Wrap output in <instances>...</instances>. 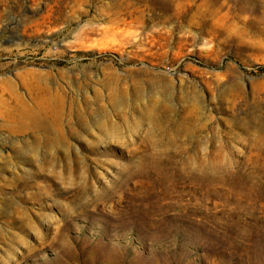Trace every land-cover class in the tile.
I'll list each match as a JSON object with an SVG mask.
<instances>
[{"label": "rangeland", "instance_id": "rangeland-1", "mask_svg": "<svg viewBox=\"0 0 264 264\" xmlns=\"http://www.w3.org/2000/svg\"><path fill=\"white\" fill-rule=\"evenodd\" d=\"M0 264H264V0H0Z\"/></svg>", "mask_w": 264, "mask_h": 264}, {"label": "bare ground", "instance_id": "bare-ground-1", "mask_svg": "<svg viewBox=\"0 0 264 264\" xmlns=\"http://www.w3.org/2000/svg\"><path fill=\"white\" fill-rule=\"evenodd\" d=\"M37 91L40 93V95L37 94L35 95L37 101L36 109L24 105L23 114L21 116L22 118H25L26 120L31 119L32 121H37L38 123L40 119V115L42 113H44V115L48 119L51 115L57 116L58 114L62 113L63 111L62 109L64 107L63 101L65 100V96H64V92L61 90L59 86L51 87L49 84L47 85L44 82H42L40 85H38ZM73 104L74 103H72L71 106H73Z\"/></svg>", "mask_w": 264, "mask_h": 264}]
</instances>
